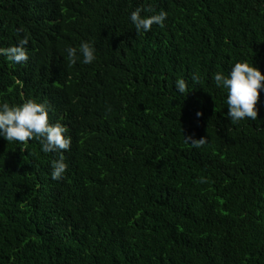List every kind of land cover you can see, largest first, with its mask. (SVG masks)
Listing matches in <instances>:
<instances>
[{
    "label": "trees",
    "instance_id": "16d2710c",
    "mask_svg": "<svg viewBox=\"0 0 264 264\" xmlns=\"http://www.w3.org/2000/svg\"><path fill=\"white\" fill-rule=\"evenodd\" d=\"M137 7L167 17L135 33ZM21 37L0 103H43L71 145L52 180L58 153L0 138V264H264V96L233 124L212 80L264 75V0H0V47ZM81 41L96 58L69 65Z\"/></svg>",
    "mask_w": 264,
    "mask_h": 264
},
{
    "label": "clouds",
    "instance_id": "9594fccd",
    "mask_svg": "<svg viewBox=\"0 0 264 264\" xmlns=\"http://www.w3.org/2000/svg\"><path fill=\"white\" fill-rule=\"evenodd\" d=\"M142 9L135 8L129 15V20L135 33H147L153 24L162 26L167 13L164 10L152 15H141ZM28 40L21 37L14 46L0 47V55L5 56L15 64H21L28 59ZM67 61L69 65L79 60L82 64L92 63L95 56V48L87 41H81L78 47H66ZM193 80L199 79L193 74ZM212 80L217 88L226 90L224 103L226 105V117L233 124L244 120H256L257 110L255 105L259 96H264V75L247 61H237L232 64L227 74L215 72ZM175 89L180 94L188 92L183 79H177ZM49 110L43 103L34 100H25L19 105L0 103V138L5 141H16L27 144L33 139L39 141L41 151L44 153H58L57 159L50 161V178L59 180L63 177L67 165L64 163L63 152L69 150L71 137L67 135L68 128L59 121L49 122ZM201 115L199 111L195 113ZM185 143L193 148H199L206 143L205 137L195 139L192 136H184ZM201 182H204L201 179Z\"/></svg>",
    "mask_w": 264,
    "mask_h": 264
}]
</instances>
